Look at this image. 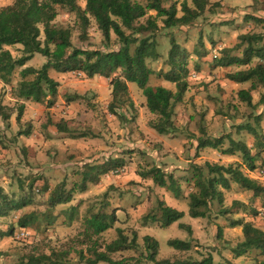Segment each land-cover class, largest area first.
Here are the masks:
<instances>
[{"label":"rangeland","instance_id":"374dc122","mask_svg":"<svg viewBox=\"0 0 264 264\" xmlns=\"http://www.w3.org/2000/svg\"><path fill=\"white\" fill-rule=\"evenodd\" d=\"M14 1L0 0V7L11 5ZM187 1L191 5V0ZM79 4L82 7L85 6L83 0H79ZM221 13H223L222 16L205 14V17L197 21V28L205 23L211 27L228 22L235 24L237 20H240L239 25H243V32L264 33V26L255 24L252 20L247 22L245 15L237 9ZM76 21L74 13L59 8L55 24L72 28L71 40L75 48L107 50L104 37L94 20L91 21L85 41L81 39V32ZM145 21L146 18L141 20V22ZM158 24L160 30L156 36V48L160 57L157 61L147 62L148 66L155 71V74L150 77L149 85L175 88V84L166 81L161 75L171 69L166 61L172 38L188 54L186 62L189 73L186 80L190 92L186 93L183 102L175 107L174 116L175 122L182 124V129L176 127V131L169 135L183 131L186 145H190L193 139L214 140L230 136L235 141L252 146L249 148L257 159V168L254 171L246 168L240 153L226 155L219 150L217 152L213 150L204 156L199 154L194 158L196 164L191 163V165L204 166L206 163L229 165L238 162L246 174L253 179L257 177V180L264 184V151L258 153V150L263 148L256 147V139L252 133L240 128L250 123L258 129L259 133L264 134V106L254 109L238 99V91L242 87L249 89L251 83L231 85L227 82L229 73H234L243 67L232 66L221 69L213 79L208 75L211 66H205L203 74L198 75V79H190L193 73L199 72L194 67L195 57L190 59V56L195 55L193 50L197 46L199 36L209 37L211 31L205 33L202 30L188 35L186 32H179V28L164 29L161 20ZM234 31L232 29L231 32L221 35H214L211 32L210 35L212 34L215 42L222 40L226 46L225 49H231L238 43ZM206 41L210 40L207 38ZM109 45L114 49L119 47V42L114 35ZM6 49L10 50L15 57L21 55L22 47L19 45L6 47ZM231 55L241 56V50L233 49ZM46 61L45 57L37 55L36 59L27 66L40 68ZM20 70H17L11 85L0 83V188L10 199H26L29 205L22 210L11 212L6 217H0V264H18L21 258L28 254H50L53 251L68 249L71 250V261L75 264L76 251L85 248L83 241L86 240L87 220L99 212L116 213L117 217L112 228L99 236H94V239H98L102 246L117 238L118 228L130 237L133 231L138 234L141 247L138 250H127L123 254H116L115 258L120 255L139 256L143 252V237L150 235L159 243V260L187 258L201 260L203 257L212 255L215 264H221L226 263L227 258L237 259L234 250L243 239L241 228H230L231 220L242 217L253 219L252 223L264 230V207H262L261 199L254 198L251 192L235 184H231L229 190H223V207L231 210V213L218 215L219 205L214 202L210 216L195 225L191 236L179 227L180 223L192 224L197 220L188 214L187 199L183 200L179 208H176L186 213L179 222L167 228H162L157 221L145 222V216L153 214L160 201L161 189L159 190L160 186L152 179L140 174H146L153 166L162 165L161 161H157V151L161 143L158 137L152 134L153 131L149 126L156 116L148 111L146 98L139 86L136 83L128 84L135 110H131L128 106L122 108L121 111L126 114L128 120L121 122L118 118H114V115L111 119L109 117L111 113L108 110V104L111 101L112 91L109 80L101 77L89 79L80 73H59L52 69L50 76L59 82L61 86L59 95L62 96L63 101L56 97L51 107H48L49 103L42 104L40 110L36 106L37 109L33 110L34 114L31 116L35 123L24 119V108L23 121L18 123L16 117L21 103L12 98L10 88L20 79ZM263 92L261 87L252 91L254 102L259 100ZM260 114H262V121L258 127L254 117ZM4 116L9 117L7 122L4 121ZM39 117L40 119L37 120ZM62 121L66 124L67 132L59 134L56 132L55 125ZM190 126L193 131L190 130ZM21 136L24 137L21 138ZM111 140L116 147L113 152L115 156H118L116 160L123 161L122 172L113 175L109 171L101 175L97 183L87 182L86 188L81 189L82 173L89 170L90 165L97 166L96 162L106 159ZM229 145V138H226L222 148L226 149ZM200 157L203 158L197 159ZM172 163L176 164V162ZM173 175L175 177V174ZM61 183H65L68 190L76 188L72 200L50 210L48 209L49 192L45 193L43 189L47 185L52 190ZM181 185L185 192L191 190L185 182L181 183L179 188ZM179 192L175 194L178 195ZM234 201L246 207H232ZM250 208L258 210L259 214L254 216L249 212ZM33 212L40 215L39 221L29 228H21L18 225L19 218ZM219 228L222 233L218 232ZM11 229L13 234L8 235ZM176 238L191 241L192 249L182 252L170 247L168 240ZM246 257L249 259H243V262L238 261L235 264H264V257L257 256L256 251L249 252ZM142 264L153 263L144 261Z\"/></svg>","mask_w":264,"mask_h":264},{"label":"trees","instance_id":"16d2710c","mask_svg":"<svg viewBox=\"0 0 264 264\" xmlns=\"http://www.w3.org/2000/svg\"><path fill=\"white\" fill-rule=\"evenodd\" d=\"M85 6L79 4V0H15L11 5L0 7V80L7 85L12 80L18 69L20 79L10 90L12 98L20 102V111L16 117L21 123L25 102L38 104L49 103L53 105L58 95L59 82L50 76V70L59 73L75 72L89 79L95 77L105 78L110 81L112 87L111 101L108 104L109 112L121 122H127L126 114L121 111L128 106L135 110V104L131 98L129 83H136L146 98L148 111L156 116L149 126L160 135H169L176 131L175 107L183 102L188 91L187 76V54L180 45L172 38L171 49L168 53L166 63L170 70L161 74L163 78L175 84V91L166 87L149 85V80L155 71L147 62L157 61L160 54L157 52V32L160 30L158 21L161 20L164 29H173L190 26L206 12L214 14L221 7L220 1L212 0H83ZM180 5V7H179ZM59 8L74 13L77 18V26L81 32V39H87V31L94 20L101 31L106 51L101 49L83 50L77 49L72 43L73 30L70 27L56 26L55 20L59 14ZM155 12V15L150 12ZM145 22H141L145 19ZM245 19L252 20L255 24L264 26V19L247 16ZM119 42L117 49L109 45L112 36ZM20 45L21 55L15 57L6 47ZM233 49L241 50V56L231 55ZM196 53L199 57L207 55L202 39L198 42ZM38 54L47 59L40 68L27 66L34 56ZM217 65L220 67H243L234 73H229L227 78L238 84L251 83L249 89L238 91V99L251 108L264 106V92L259 100L254 103L252 91L261 87L264 90V33L248 32L238 36V43L231 49H222L221 57ZM1 109V107H0ZM1 113V111H0ZM262 114L255 116L254 120L258 127L262 121ZM9 117L4 116V121ZM58 133L67 132L65 122L55 125ZM247 129L255 136V145L260 154L264 151V134L250 123L240 126ZM29 133V131L27 132ZM229 138L230 145L223 149L222 145ZM211 147L221 151L223 154L235 155L240 153L243 164L250 171L257 168L256 156L251 153L247 144L235 141L230 136L216 139L200 138L198 148ZM123 161L111 160L97 166H89V170L82 173L81 189L86 188L87 182L97 183L101 175L109 171L123 167ZM241 164L231 163L229 165L206 163L204 166H193L194 189L188 195L189 211L192 218H208L214 202L218 203L217 214L228 215L231 210L224 208V192L229 190L231 184L238 185L245 191L251 192L254 198L261 199L264 207V184L246 175ZM155 184L162 188H169L177 194L179 184L172 174L164 172L157 166L151 167L146 174ZM75 187L67 189L65 183L57 185L54 189L45 185L44 192H49L48 209H54L57 205L67 204L72 200ZM29 205L26 199H10L4 190L0 188V217H6L13 211H19ZM242 206L234 201L232 207ZM254 216L259 211L250 208ZM185 213L158 201L153 214L145 216L144 221L159 222L162 228H167L179 222ZM50 218L49 216H47ZM40 215L36 213L24 214L18 220L21 228H29L36 224ZM117 221L116 213L99 212L94 214L88 222L85 232L86 240L83 241L85 248L76 251L77 262L75 264H142L149 261L153 264H215L213 256L208 255L201 260L187 259H158L160 246L158 241L150 236L143 237V252L139 256H123L115 258L116 254H123L127 250H138L141 246L138 242V234L132 232V236L118 228L117 238L109 244L102 246L99 236ZM52 223V222H51ZM179 227L186 230L191 236L193 229L190 225L183 223ZM230 227H240L243 241L234 250L238 256L251 251L256 255L264 257V230L255 226L245 218L230 221ZM221 228L218 229L219 233ZM12 229L8 235H12ZM168 245L176 250L187 252L192 249L191 241L181 239H170ZM18 264H74L71 261V250L53 251L50 254H28L21 258ZM221 264H232L230 261Z\"/></svg>","mask_w":264,"mask_h":264},{"label":"crops","instance_id":"0c3cea01","mask_svg":"<svg viewBox=\"0 0 264 264\" xmlns=\"http://www.w3.org/2000/svg\"><path fill=\"white\" fill-rule=\"evenodd\" d=\"M217 1H220V0H212V2H217ZM220 4H221V7H219L217 9L216 13L211 14L209 12H206L205 14L208 13V14H210V16H217L220 14L219 16H222V14H223V13H221L222 11L225 12L227 10V11L231 12L232 10L237 9L240 13L245 15V18L247 16H254V17L264 19V0H221ZM243 7H246V9H242ZM150 14L155 15V12L152 11V12H150ZM205 14L202 17H205ZM240 19H242V18L240 17ZM197 21H195L190 26L179 27V32L183 31V32L188 33V35H193V34H196L197 31L201 32L202 30H204L205 33H207L208 31L209 32L211 31L214 33V35L215 34L221 35V34H225V33L229 32V31L231 32V30L234 29L235 30L234 32L236 33V39L238 38V36L240 34L246 33V32L242 31L243 25H239L240 20H237L235 22V24L233 22H228V23H224V24L211 26V27L208 26L207 23H205V24H201L200 28H197L198 27ZM246 21L250 22V20H248V19ZM211 23H213V21ZM210 33H209V37L199 36V39H198V42H199L200 38L202 39V42L204 44V48L207 51L206 56L199 57L198 54L196 53V50L198 48V43H197L196 47H194V45H193V47H194L193 52L195 55L194 56L191 55L190 59H193V57H195L196 60H194V61H196V62H195L194 67H196V71L198 70L199 72L193 73L191 75L190 79H192V80L198 79L199 78L198 75L203 74V71L205 70V66H211V70H210V73H208V75L213 77V79H215V75L218 72H220L221 69L230 68V67H220L217 65V62H218L219 58L221 57V50L224 49L226 46H225V44H223L222 40L221 41L218 40L219 42H215V40L212 39V37H213L212 34L210 35ZM207 38L210 40L209 42L206 41ZM183 50H185V49H183ZM186 54H187V52H186ZM37 55L38 54H36L34 56V58L31 61H29L28 63H30L34 59H36ZM187 56H188V54H187ZM211 57H213V58H211ZM201 65H203L202 69H200ZM49 73H51V70ZM227 82L231 85H243V84L234 83L230 80H228ZM0 83L4 84L1 80H0ZM244 84H246V83H244ZM162 87H166L172 91L176 90V88H173L171 86H168V87L162 86ZM60 89H61V86H59L57 97L60 99V101H63L62 96L59 95L61 93ZM242 89H245V88L242 87ZM189 92H190V87H188L187 93L189 94ZM254 103H256V102H254ZM24 104H25L24 119H26V121H32L33 118H31V116H32V114H34L33 110L37 109V108H38V110H40V107H42V104H38V103H34V102H25ZM36 106H38V107L36 108ZM261 107H263V106H261ZM46 109H48V108H46ZM109 117L111 119L113 117V115L109 114ZM39 119H40V117L37 120H39ZM22 121H23V119H22ZM32 122L35 123L36 121H32ZM175 125L177 128L182 129V126H181L182 124H178L177 122H175ZM184 125H186L184 127L186 129L187 123ZM150 129H151V131H153L152 134H154L156 137H158L157 139L161 143L160 149L157 151V161H161V165H162L159 167L164 172H166L168 174H172V175L175 174V177H174V175H173V177L177 180L179 185L181 183L183 184L185 182L186 186L187 187L189 186L191 188L190 191L185 192L183 186L181 185L180 186V192L178 195H176L175 193L171 192L167 188H162V187L160 188L159 187V190L161 189L160 190V193H161L160 201L166 202L167 205H169L173 208H179V206L183 202V200H185V199L188 200L189 193L192 192L194 189V182L192 180L193 166L194 165H191V163L196 164V162L194 161V158L196 156H198L199 154L204 156V155L209 154L213 150H215L217 152V150L213 149L211 147L198 148V139H196V140L193 139V140H191L190 145H186L187 142H186L185 134L183 131H180V133L178 132L177 134H173V135H160V134L156 133V131H154L151 127H150ZM190 130L193 131L191 126H190ZM56 132H57V130H56ZM59 134H62V133H59ZM22 137H24V136H21V138ZM112 141L113 140H111V142H110L111 147L109 148L110 151L108 153V156L102 162H96L95 163L96 165L108 163L109 161L115 160L118 157V156H115L113 154L116 147ZM248 147L251 148L252 146H248ZM226 155H228V154H226ZM202 158L203 157H200L197 159H202ZM172 162H176V164H173ZM188 164H190V165H188ZM90 166H94V165H90ZM122 169H123V167H121L119 169L112 170L111 173L113 175H118L122 172ZM242 171L246 174V172L243 169H242ZM246 175H248V174H246ZM263 175H264V173H263ZM249 177H251V176H249ZM254 179L257 180V177H255ZM232 184H234V183H232ZM188 202H189V200H188ZM188 211H189V209H188ZM185 215H186V213H185ZM194 219H197V220L193 221L192 224H186V225H190L192 227V229H194L195 225H197L200 221H202V220L204 221L206 218H194ZM246 220L251 221V222L253 221V219H248V218ZM236 228H240V227H236ZM232 229H235V228H232ZM242 241H243V239H242ZM248 253L243 254L241 256H238L237 254L234 253V255H235V257H237V259H234V260L232 258H227V259L230 262L232 261L231 262L232 264H235L238 261L243 262V259H249L246 257V255ZM100 264H102V263H100Z\"/></svg>","mask_w":264,"mask_h":264}]
</instances>
